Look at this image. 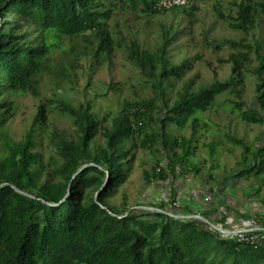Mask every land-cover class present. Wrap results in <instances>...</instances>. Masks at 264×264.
<instances>
[{
	"label": "trees",
	"instance_id": "obj_1",
	"mask_svg": "<svg viewBox=\"0 0 264 264\" xmlns=\"http://www.w3.org/2000/svg\"><path fill=\"white\" fill-rule=\"evenodd\" d=\"M188 1L193 2L189 10L182 6L170 11L180 10L193 18L198 10L194 3L199 0ZM156 2L0 0V264H264L262 250L222 238L197 219L169 216L165 213L168 201L141 213L116 209L107 201L131 174L136 147L133 139L148 124L154 125L155 132L145 135L139 147H157L169 171L163 167L151 174L145 171L147 184L167 180L170 172L175 173V164L179 175L184 167L199 172L192 156L200 115L223 93L239 97L249 50L258 60L255 74L259 83L254 101L244 103L239 117L245 123L258 124L261 131L252 145L228 138L242 148L232 178L253 187L249 198L264 193V56L259 43L249 46L243 41H223L222 46L235 51L227 59L232 64V76L197 88L193 79L185 81L169 103L167 91L192 69L189 59L179 64L170 61L167 48L172 37L165 33L163 43L150 51L136 39L115 40L106 28L115 12L147 16L166 12L156 8ZM236 8V17L228 26L247 35L264 14V0H241ZM215 12L229 21L217 8ZM87 33L98 43L92 52L96 58L105 55L109 60L115 49L123 48L129 62L150 82L153 97L124 103L109 124L106 116L100 118L92 110L90 102L75 108L59 100L58 108L71 118L74 130L72 135H50L53 156L45 165L37 149L45 134L46 105L38 107L24 137L14 141L6 131L14 111L8 97L28 93L38 96L39 78L55 46L51 35L75 39ZM116 88L110 85L111 90ZM187 129L192 132L190 137L177 134ZM210 150L213 154L214 146ZM226 180L211 189L214 197L224 192ZM179 209L180 214L190 212L184 206ZM215 210L212 206L203 216Z\"/></svg>",
	"mask_w": 264,
	"mask_h": 264
},
{
	"label": "rangeland",
	"instance_id": "obj_2",
	"mask_svg": "<svg viewBox=\"0 0 264 264\" xmlns=\"http://www.w3.org/2000/svg\"><path fill=\"white\" fill-rule=\"evenodd\" d=\"M239 2L241 0H199L194 3L198 10L193 18L180 10H168L149 16L120 11L115 12L106 22V28L115 40L123 37L136 39L150 51L163 43L165 33L172 37L167 48L170 61L179 64L189 59L192 69L181 80L174 81L173 90L167 91L171 103L175 92L185 81L193 79L194 88H197L208 86L214 81H226L232 76V64L227 59L235 51L222 46L223 41H243L249 46L259 43L264 56V14L247 35L228 26V22L236 17V5ZM192 5L193 2L188 1L185 7L189 10ZM215 8L224 17H229V21L220 19ZM175 32L178 33L174 36ZM51 42L55 46L49 54L47 69L39 78L38 96L31 93L9 96L8 101H13L14 111L6 123L9 137L19 141L30 129L38 107L46 105L45 134L37 149L45 165L49 157L53 156L50 135L53 132L72 135L74 130L71 118L58 108L59 100L75 108L90 102L92 110L100 118L106 116L109 124L119 114L124 103L148 101L153 97L150 82L129 62L123 48L115 49L108 60L105 55L99 58L92 55L98 43L88 33L75 39L51 35ZM257 65L255 54L249 50V60L242 70L244 80L238 87L239 97L231 92L223 93L216 97L208 111L200 115L201 125L193 135L195 152L192 156V162L199 169L198 173L190 171V167H184L181 170L183 174L179 175V167L175 164V173L170 172L167 180H153L147 184L143 174L145 171L151 174L160 167L169 171L167 161L156 150L157 147H139L145 135L155 132L154 125L148 124L144 132L133 139L136 147L133 149L135 157L131 174L117 193L107 200L108 203L119 210L129 208L130 211L141 213L152 211V206H159L162 202L168 201L170 204L178 200L181 206L194 213L199 203L195 200L196 196L206 193L210 197L209 201L218 203L212 213L217 222L215 224L224 225L229 217L237 222L257 219L258 214L264 211V193L249 198L253 187H248L244 180L232 178L242 148L233 145L228 139L235 137L252 145L261 131L258 124L245 123L239 117L245 109L244 103H252L255 99V88L259 83L255 74ZM111 84L117 87L115 91L110 89ZM234 103H241V106L236 107ZM177 134L190 137L192 132L187 129ZM210 146H214L213 154ZM224 179L228 183L224 192H219L215 197L211 195V189L215 190L216 184L220 185ZM220 201L225 205L229 203V206L223 204L221 207ZM228 212L229 216L226 217Z\"/></svg>",
	"mask_w": 264,
	"mask_h": 264
},
{
	"label": "built area",
	"instance_id": "obj_3",
	"mask_svg": "<svg viewBox=\"0 0 264 264\" xmlns=\"http://www.w3.org/2000/svg\"><path fill=\"white\" fill-rule=\"evenodd\" d=\"M187 2L188 0H157L155 6L158 9L168 11L175 7L185 6ZM209 200V196L203 198L204 202H208ZM180 206V202L174 200L167 205L166 212L177 214V210ZM215 225L217 229L211 228L207 225L206 227L211 231L219 233L222 238H233L237 242L249 244L254 249H259L264 252V211L258 214L257 219L237 222L229 217L224 225Z\"/></svg>",
	"mask_w": 264,
	"mask_h": 264
},
{
	"label": "crops",
	"instance_id": "obj_4",
	"mask_svg": "<svg viewBox=\"0 0 264 264\" xmlns=\"http://www.w3.org/2000/svg\"><path fill=\"white\" fill-rule=\"evenodd\" d=\"M210 194L212 195V193H210ZM206 196H208V195H206V193H204L202 196H201V194L196 196V198H195L196 199V202L199 201V203H197V206H196L197 208L195 209L194 213H197V214L203 216L204 213L209 212L208 210H210V208L212 206H215L216 207V205H218V203H215L214 201H209L208 203H204L203 202V198L206 197ZM226 205L229 206V203H226ZM222 206L223 205H221V207ZM177 212L180 214V212H181L180 209H178ZM194 213L189 212L188 214H194ZM227 214L228 215L226 217L229 216V212ZM232 214L235 215V213H232ZM206 218L209 221H211L213 224L217 223L216 220H215V218H214V214H212V213H208V217H206Z\"/></svg>",
	"mask_w": 264,
	"mask_h": 264
},
{
	"label": "water",
	"instance_id": "obj_5",
	"mask_svg": "<svg viewBox=\"0 0 264 264\" xmlns=\"http://www.w3.org/2000/svg\"><path fill=\"white\" fill-rule=\"evenodd\" d=\"M102 208H105V207L102 206ZM165 213L168 214L169 216L176 218V219H197V220L205 223V225H207L211 228L217 229L215 224H213L211 221H209L206 217L199 215V214H171L168 212H165ZM119 218H122V216H119ZM226 233H229V232H226Z\"/></svg>",
	"mask_w": 264,
	"mask_h": 264
}]
</instances>
